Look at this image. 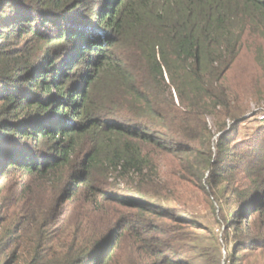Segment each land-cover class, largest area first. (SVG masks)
I'll use <instances>...</instances> for the list:
<instances>
[{"label":"trees","instance_id":"trees-1","mask_svg":"<svg viewBox=\"0 0 264 264\" xmlns=\"http://www.w3.org/2000/svg\"><path fill=\"white\" fill-rule=\"evenodd\" d=\"M245 50L264 0H0V264H223L179 238L170 159L176 187L231 196L229 264L264 257V127L228 143Z\"/></svg>","mask_w":264,"mask_h":264},{"label":"rangeland","instance_id":"rangeland-1","mask_svg":"<svg viewBox=\"0 0 264 264\" xmlns=\"http://www.w3.org/2000/svg\"><path fill=\"white\" fill-rule=\"evenodd\" d=\"M227 83L228 86L236 91V94L248 95V99L246 100L248 104L244 106L247 109L245 117L248 119L240 127L239 135L233 134L230 136V140H228L230 144L235 140V144L240 143L239 146L243 145L244 148L245 142L256 139V134L264 127V50L261 53L245 50L228 76ZM216 122L212 118L207 119V123L211 128H214ZM217 138L218 136L213 141H216ZM200 145L202 148V142H199ZM214 151L216 152V150ZM240 152L237 151V153ZM163 168L166 171V178L164 180L166 187L164 191L162 188L161 190L169 200L167 201V205L174 206L187 216L196 219L192 222H195L197 227L193 229L180 228L179 238H192L196 242L194 244L195 247L201 250L219 248L223 264H229L234 242L232 238H229V236L232 237V231L227 232L225 218H229V211L231 209H236L235 206L227 205L231 200V196L225 193L220 198H217L219 200L217 202V199L207 198L204 194L197 191L196 187L187 182L178 183L176 187L175 182L178 179L174 175L178 177V171L177 169H173L172 160H166ZM185 175L186 173L184 175L180 173L179 177H184ZM171 179H174V181ZM176 193L183 194L187 199L182 201L175 200L174 194ZM260 251V249L254 251L255 257L250 260L252 264H264V257H261ZM242 254L245 253L243 252ZM251 254L253 253H247V255Z\"/></svg>","mask_w":264,"mask_h":264}]
</instances>
